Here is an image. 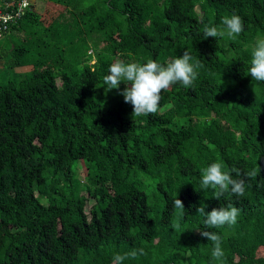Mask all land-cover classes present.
<instances>
[{
    "label": "trees",
    "instance_id": "trees-1",
    "mask_svg": "<svg viewBox=\"0 0 264 264\" xmlns=\"http://www.w3.org/2000/svg\"><path fill=\"white\" fill-rule=\"evenodd\" d=\"M42 1L63 9L48 19L29 5L0 24L3 67H31L0 78V264H112L141 247L124 264H220L203 230L222 237L225 264H264V82L248 72L264 0ZM233 11L238 37H204L203 23ZM184 51L200 59L198 78L172 85L156 114L105 91L116 59ZM217 160L242 175L258 164L259 176L216 200L200 180ZM230 202L236 224L206 229L196 208Z\"/></svg>",
    "mask_w": 264,
    "mask_h": 264
},
{
    "label": "clouds",
    "instance_id": "clouds-1",
    "mask_svg": "<svg viewBox=\"0 0 264 264\" xmlns=\"http://www.w3.org/2000/svg\"><path fill=\"white\" fill-rule=\"evenodd\" d=\"M203 35L207 37H225L235 39L244 31V20L233 11L225 15L220 24L203 23ZM202 67L200 59L184 51L179 57L169 59L166 63L155 59L146 62L125 61L116 59L108 68V74L104 76L105 91L118 90L125 103L132 106V114L135 116H147L156 114L164 100L163 93L172 85L180 84L184 88H190L198 78V70ZM252 80L264 82V38H258L252 48L250 67L248 69ZM124 83L121 91L120 85ZM235 173V177L232 175ZM260 167L257 164L246 174L242 175L237 168L227 169L223 160H217L201 169L200 188L212 189L213 198L220 200L230 192L237 197L245 194L246 178L258 177ZM174 206L185 211L180 199L174 200ZM204 206L196 208V212L205 217L203 223L206 229L221 228L225 225H235L241 213V209L233 203L226 207L212 208L206 212ZM179 228V224L176 226ZM202 237L212 242V258L225 264V253L222 248V237L215 231H199ZM145 249L134 248L126 252H115L112 264H124L126 260H135L145 255Z\"/></svg>",
    "mask_w": 264,
    "mask_h": 264
},
{
    "label": "rangeland",
    "instance_id": "rangeland-1",
    "mask_svg": "<svg viewBox=\"0 0 264 264\" xmlns=\"http://www.w3.org/2000/svg\"><path fill=\"white\" fill-rule=\"evenodd\" d=\"M29 5H30V7L34 6L36 8V10L39 13H41L42 15H44L45 11L46 12L48 11V13H47L48 19L51 17V15H53L57 11H60L63 9L61 6L48 4L42 0H29ZM48 5H51L53 7L51 9H49ZM0 39H2L1 35H0ZM3 63H4V58H3V56L0 55V78H2V75H4L5 77L6 76L8 77V76H13L15 73L20 76L22 73H25V71H27V74H28L30 69H31V67H29V66L28 67H19V68H15L12 72L9 69H5L2 65ZM16 78H18V77H16ZM18 79H20V78H18ZM90 205H91V201H89L88 204L86 205V212L89 211ZM258 253L261 255L264 254V249H260Z\"/></svg>",
    "mask_w": 264,
    "mask_h": 264
},
{
    "label": "built area",
    "instance_id": "built-area-1",
    "mask_svg": "<svg viewBox=\"0 0 264 264\" xmlns=\"http://www.w3.org/2000/svg\"><path fill=\"white\" fill-rule=\"evenodd\" d=\"M29 6V0H0V24L6 29L8 22L20 17Z\"/></svg>",
    "mask_w": 264,
    "mask_h": 264
}]
</instances>
